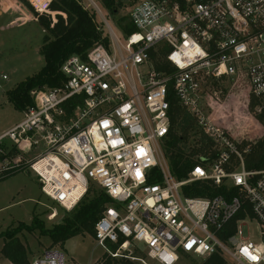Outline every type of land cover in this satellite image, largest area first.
<instances>
[{
    "label": "built area",
    "instance_id": "obj_1",
    "mask_svg": "<svg viewBox=\"0 0 264 264\" xmlns=\"http://www.w3.org/2000/svg\"><path fill=\"white\" fill-rule=\"evenodd\" d=\"M82 1L99 19L107 44L94 46L85 58H67L59 86L30 91L33 105L0 138V181L28 169L42 195L66 211L98 186L111 203L95 223L93 239L114 259H130L124 251L141 249L147 258L142 264L213 255L264 264V170L246 171L229 135L199 117L202 104L212 109L223 98L213 87L221 81L230 83L229 94L240 90L236 99L245 118L261 112L264 0H137L128 9L134 31L123 32L124 42L97 0ZM49 3L42 10L30 5L42 13ZM160 58L174 71L158 70ZM6 79L0 74V81ZM171 83L178 104L208 126L205 133L220 152L197 163L183 181L173 177L164 155ZM251 99L261 104L252 113ZM4 139L11 142L8 151ZM231 154L238 167L227 172ZM194 182L235 192L188 197L184 188ZM238 214L232 234L224 235ZM251 226L256 233L248 232ZM63 261L52 249L30 264Z\"/></svg>",
    "mask_w": 264,
    "mask_h": 264
},
{
    "label": "trees",
    "instance_id": "obj_2",
    "mask_svg": "<svg viewBox=\"0 0 264 264\" xmlns=\"http://www.w3.org/2000/svg\"><path fill=\"white\" fill-rule=\"evenodd\" d=\"M124 1L126 0H97L101 11L111 17L117 15L119 10L124 8ZM136 1L133 0L132 5ZM19 2L31 12L45 33L39 49V53L44 59V66L36 74L6 92L8 101L13 104L16 110L22 112L33 105V99L30 96L31 90L52 89L62 83L59 69L67 58L73 55L85 58L87 52L94 46L100 44L106 46L107 38L95 13L86 8L82 0H50L46 10L42 13L36 12L27 0H19ZM119 21L125 25L124 29L121 26L125 34L128 35L134 31L133 27L128 24V17L120 18ZM156 68L160 71H174L164 58L156 61ZM217 86L221 88L223 97L231 87L228 81H221V87L216 84L213 87L217 88ZM167 100L169 102L170 126L164 145V155L173 177L177 181H183L197 163L203 164L202 160L216 159L220 152L213 149V143L208 136L203 132L198 133L196 120L174 98L172 83L169 84ZM257 105L259 102L251 99L249 102L250 111L253 112ZM253 118L263 129L262 136L255 141L235 143V148L241 156L246 171H262L264 170V105L261 106V112ZM192 134L196 136L198 134L199 138L197 144L189 149L187 145ZM228 138L232 141L230 136ZM194 157L195 159H193ZM230 162L231 165L224 166L227 172L236 169L239 160L234 154H231ZM153 172L157 178H160L156 170ZM92 186L80 202L49 232L44 231L37 218L34 217L29 225L20 223L15 228L0 233V239L4 242L0 250L1 258L8 260L11 264H29L26 250L17 238V235L22 231L31 233L41 230V232H47L52 244L58 246H62L75 236L87 234L94 237V225L104 209L110 205L111 200L101 189L93 190L92 195H89ZM225 188H214L201 182H194L184 188V193L186 196L194 198H213L223 194L230 197L234 194L233 187H230L227 193H225ZM240 215L238 214L226 227L227 232L224 235L232 234L235 222L241 217ZM108 247L111 251L117 249V245H108ZM204 263L225 264L219 255L207 258ZM101 264H117V262L107 254H103Z\"/></svg>",
    "mask_w": 264,
    "mask_h": 264
},
{
    "label": "rangeland",
    "instance_id": "obj_3",
    "mask_svg": "<svg viewBox=\"0 0 264 264\" xmlns=\"http://www.w3.org/2000/svg\"><path fill=\"white\" fill-rule=\"evenodd\" d=\"M27 1L29 4L35 5L38 10L43 9L47 2V0ZM132 3L133 0L124 1V8L112 17L102 12L116 37L121 42H124L121 27L124 23L120 22L119 19L128 17V9ZM97 21L100 23L99 19ZM44 34L43 29L36 22L31 12L19 0H0V74L7 77L6 80L0 81V138L23 119V111L20 112L15 109L13 104L8 101L6 92L36 74L44 66V59L39 53ZM218 85L220 86V84ZM214 89L222 92L218 86ZM233 90V93H226L220 102L213 104L212 109L202 104L203 107L200 106L201 114L199 117L205 118L207 125L213 124V126L225 132L226 127L230 129L233 133V139H231L234 144L236 140L238 142L255 141L262 136L263 129L257 121L243 116L241 103L236 99L240 90L237 87H234ZM186 112L196 120L198 133L203 132L206 135L205 131L208 130V126L205 124L200 125L199 120L195 116L191 115L187 110ZM207 120L210 122H206ZM198 138V134L197 136L192 134L187 148L190 149L195 146ZM10 146L11 142L4 139V149L8 151ZM99 189L98 186L93 185L89 195H92L93 190ZM70 211H63V209L42 195L37 177L28 169L19 171L0 181V233L15 228L20 223L29 225L34 217L37 218L43 230L49 232ZM50 214H55L54 218L49 219ZM44 231L35 230L31 233L22 231L17 235L26 250L29 264L34 259L41 257L47 250L52 249L63 255L64 264H101L104 250L96 244L93 237L87 234L75 236L67 240L62 246H58L52 244L47 232ZM248 232L250 234L256 233L255 227L251 226ZM243 234H247L245 229ZM3 243V240L0 239V250ZM137 247L143 248L140 244H137ZM124 254L128 255L130 259L127 257L116 258L117 264H142L141 261L146 262L147 260L145 253L141 249H127ZM222 258L225 264H236L230 259ZM2 260L10 263L8 260ZM205 260L184 256L177 264H205Z\"/></svg>",
    "mask_w": 264,
    "mask_h": 264
},
{
    "label": "crops",
    "instance_id": "obj_4",
    "mask_svg": "<svg viewBox=\"0 0 264 264\" xmlns=\"http://www.w3.org/2000/svg\"><path fill=\"white\" fill-rule=\"evenodd\" d=\"M42 4V3H41ZM46 4H47V2H46ZM45 4V5H46ZM44 5V6H45ZM42 9V8H41ZM251 120H254V119H252L251 118ZM255 121V120H254ZM226 133H227V135H229L230 137H233V133L231 132V130L230 129H228V128H226ZM235 139V138H234ZM0 264H11V263H8V262H4V260H2V258H0Z\"/></svg>",
    "mask_w": 264,
    "mask_h": 264
}]
</instances>
